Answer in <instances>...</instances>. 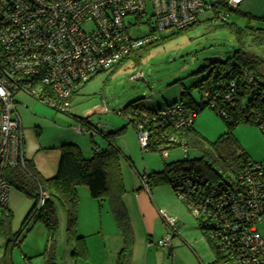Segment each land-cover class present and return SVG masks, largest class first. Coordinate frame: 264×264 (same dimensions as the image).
Listing matches in <instances>:
<instances>
[{"label": "built area", "instance_id": "2783aa9c", "mask_svg": "<svg viewBox=\"0 0 264 264\" xmlns=\"http://www.w3.org/2000/svg\"><path fill=\"white\" fill-rule=\"evenodd\" d=\"M243 1L0 0V210L3 217L9 216L7 201L11 188L3 175L18 168L25 170L16 96L30 97L57 113L69 115L73 96L99 72L117 66L160 36L190 28L214 10L217 12L214 22L226 21ZM143 17L149 22V32L135 35L133 32ZM234 88L231 81L221 95L205 92L204 100L210 101V106L221 98L230 103ZM122 115L134 128L142 152L152 147L163 159L174 148L181 149L184 157L187 154L186 142L167 134L169 129L178 133L193 125L192 111L181 103L151 114L143 113L141 117L135 112ZM258 129L264 138V121ZM72 131L77 134L88 131L90 135L97 132L79 123H75ZM140 183L149 194L145 177L140 178ZM168 183L187 211L200 221L221 258L231 264H264V162L249 161L236 173L215 179L194 170L174 171L168 176ZM43 203L41 196L37 209ZM159 216L167 234L157 246L167 248L178 226L175 218L164 212H159Z\"/></svg>", "mask_w": 264, "mask_h": 264}, {"label": "rangeland", "instance_id": "374dc122", "mask_svg": "<svg viewBox=\"0 0 264 264\" xmlns=\"http://www.w3.org/2000/svg\"><path fill=\"white\" fill-rule=\"evenodd\" d=\"M148 14H150L149 8ZM208 16H203L200 23L175 38L151 47L143 46L132 52L117 66L99 72L73 96L69 115L57 113L30 97L16 96L20 107L24 105L28 107L27 111L23 108L19 109L38 118L41 128L38 137L41 143L56 145L60 143L58 137L62 136L63 141H72L73 145H78L84 158L90 157L96 147L105 148L106 143L97 132L92 136L88 131L82 134L73 132L72 127L76 123L73 117L88 119L92 125L100 126L103 131L110 133L122 129L115 139V145L120 149V172L125 185L123 200L133 239L130 264H211L216 259L205 230L198 227L194 216L173 193L166 178L167 174L161 177L160 181L150 183V195L141 188L137 174L140 176L162 174L168 163L202 159L203 150H207L210 143H214L218 137L225 134V124L206 107L195 115L192 126L199 143L189 144L185 157L181 149L174 148L169 150L168 157L163 159L157 152L141 151L134 128L126 123L121 113L125 106L139 99H143L147 109L152 111L178 103L181 90L189 93L197 104L201 103L200 89L196 84L207 78L209 64L212 61L226 60L235 48L234 39L228 31L214 29L212 27L214 25L204 21ZM227 20L240 27L249 24L256 27L264 26L246 20L234 12ZM149 27L147 18L143 17L133 33L138 36L145 35L149 32ZM139 74V78H136ZM24 112L21 111L23 133L27 139L37 141V134L34 129L30 130L33 127L29 126V120V124L27 123ZM232 136L238 144L239 154H244L253 162H264V138L256 125L241 123L233 129ZM7 174L8 171L3 175L5 180L8 179ZM10 186L7 201L11 213L9 223L0 210V264H4L2 259H10V264H28L29 257L32 264H44V256L49 255L58 240L60 247L65 249V239H63L65 238V235L63 237L66 222L65 207L62 205L56 207V216L59 218L58 230L51 244L40 223L29 220L23 226L34 201L22 194L15 184L10 182ZM77 188L85 189L81 186ZM77 197L78 209L84 208L80 218L77 211L75 236L68 233L66 236L67 240L72 242L73 249L78 251L81 245L75 238L84 233L88 234V238L82 241H89L88 248L92 257L87 263L81 262L78 258L76 264H104L105 255L108 264H115L117 254L122 247V240L106 208L107 203L101 202V207L97 202L94 203L96 208L94 216L87 210L89 207L85 205L86 199L80 194H77ZM159 212L175 218L178 226L177 234L171 239V246L167 248L157 246V242L164 239L167 234ZM92 214L95 228L81 229L78 224L88 221ZM19 232L16 244L7 243V237ZM4 251H7L6 255ZM56 264H59V261ZM61 264L65 262L62 261Z\"/></svg>", "mask_w": 264, "mask_h": 264}, {"label": "trees", "instance_id": "16d2710c", "mask_svg": "<svg viewBox=\"0 0 264 264\" xmlns=\"http://www.w3.org/2000/svg\"><path fill=\"white\" fill-rule=\"evenodd\" d=\"M234 13L238 14V11ZM216 14L217 12L214 10L213 14H210L204 21L214 25L212 26L214 29L228 31L234 39V51L224 61H212L209 64V75L207 78L196 84V87L200 89L202 99L200 104H197L190 94L185 91L181 92L180 102L178 103L191 110L194 117L206 107L211 109L225 124L226 132L218 137L214 143H210L207 150H203L202 159L200 160H183L182 162L168 163L165 165V171L162 174L137 175L139 179L145 177L149 194V187L152 181L153 183L160 181L161 177L166 174L168 181V176L174 171L194 170L203 176L215 179V176L234 174L247 162L251 161L244 154L237 152L238 144L232 136V131L241 123L253 124L258 127L264 121V26L256 27L249 24L240 27L228 20L214 22ZM245 18L264 25V17L256 19L245 16ZM195 25L181 32L161 37L159 40L148 44V46L151 47L165 40H171ZM231 81L234 82L235 93L230 103L223 102L221 98L215 101L214 106H210V101L204 100L205 92L213 94L217 92L221 95ZM222 111L225 112V115L221 114ZM132 112H135L137 117H141L143 113L151 114L155 111L147 109L143 99H139L125 106L121 113ZM73 119L76 123L93 127L102 136L106 143V148L100 149L96 147L93 149L90 158H83L80 150L75 145L63 146L57 173L51 179H43L38 176L33 167L26 162L25 170L18 168L8 171V179L6 181L9 184L10 182L15 184L22 194L34 201V205L23 222V226L29 220L40 223L44 227L48 239L52 242L58 230L55 206L62 205L66 210V232L75 236L78 211L76 188L85 187L90 198L96 201L98 206L101 202L105 201L107 203L109 213L120 234L122 247L117 254L115 264H130L133 239L122 203L124 188L119 163L120 151L115 145V139L120 135L122 129L110 133L98 129L89 123L88 119L77 117H73ZM192 126L178 133L169 129L167 134L183 139L186 142V147H188L189 144L199 143ZM147 151L157 152L152 147ZM218 172H220V175H218ZM41 196L44 199V203L40 209H37ZM10 218L11 214L9 212V216L5 217L8 223ZM196 221L198 222V227L204 230L200 221ZM19 235L20 232L10 235V237H7V243L16 244ZM75 239L80 241L81 245L78 251L74 250V254H77L84 248V242L81 237H76ZM208 242L216 254V259L211 264H231L221 258L214 249L213 244L209 240ZM2 260H4V264H10L9 259Z\"/></svg>", "mask_w": 264, "mask_h": 264}, {"label": "crops", "instance_id": "0c3cea01", "mask_svg": "<svg viewBox=\"0 0 264 264\" xmlns=\"http://www.w3.org/2000/svg\"><path fill=\"white\" fill-rule=\"evenodd\" d=\"M238 14L242 16V18H245V16H250L252 18H263L264 17V0H244L239 8H238ZM247 20V18H245ZM255 22V21H253ZM182 90L180 91L181 94ZM24 96V95H23ZM15 101L17 103L16 105V111L18 113V116L20 118V122H21V133H22V141H23V156H24V160L26 163L30 164L34 171L38 174V176H40L43 179H51L53 178L58 170V165H59V160H60V156H61V148L65 145H73L71 142L72 141H63V137L59 136V141L60 143L56 144V145H48V143H41L40 141V137H38L40 134V125H39V120L37 117H35L34 115H31L29 112L28 115L27 113H25L23 110L19 109V108H23L24 110L27 111L28 107L27 106H22L20 107V103L18 100ZM72 101V100H71ZM21 111L25 113L26 116V120L27 123L30 124V127H33L30 130H33L36 132L37 136H36V140L37 141H32L31 139H27L25 134L23 133V127H22V118H21ZM29 120V121H28ZM29 134V132H28ZM31 137V135H29ZM78 149V145H75ZM106 148V146H105ZM100 149H104L102 147H100ZM119 149V147H118ZM81 150V149H79ZM120 151V149H119ZM83 157V154H82ZM91 157V155H90ZM88 157V158H90ZM84 158V157H83ZM138 175V174H137ZM122 176V175H121ZM122 184H123V188H124V194H125V185H124V179H122ZM76 194H80V196L83 199H86V204L88 205V212L91 214L93 213L95 216V212H96V208H95V204L96 201H94L93 199L90 198L88 190L85 188H76ZM147 195H150L147 193ZM124 197V195H123ZM122 197V203L124 206L125 211L126 209V204L124 203ZM98 204V203H97ZM57 205L55 206V210H56ZM99 207H101V204H99ZM84 207H79L78 209V217H81V212L82 209ZM108 210V206L106 207ZM98 210V209H97ZM100 210V208H99ZM127 213V211H126ZM11 214V213H10ZM93 214L89 217L88 221L86 222H81L78 224V226H81V229L84 228L85 230L89 229L92 230L93 228H95V223L92 221V216ZM91 218V219H90ZM59 218H57L58 220ZM129 219V218H128ZM66 221V220H65ZM43 227V226H42ZM61 227V226H60ZM44 229V227H43ZM64 231L65 234H63V237L65 235V249L61 248L59 245V240L57 245H55L53 247V249H51V252L49 253L48 256H44L45 257V262L44 264H56L57 261H59V264L62 263V261L65 262V264H76L77 263V259H81V262H90L91 260V252L88 248L89 246V241H83L84 242V248L81 249L80 253L74 254V249H73V244L71 241H69V239L67 240V232H66V222L64 224ZM80 229V228H79ZM80 229V230H81ZM45 231V229H44ZM118 232V231H117ZM46 235V231L44 232ZM119 237L120 234L118 233ZM88 234L84 233L82 234L80 237L83 238V240H86L85 238H88ZM48 238V235H47ZM54 239V237H53ZM52 239V241H53ZM49 240V239H48ZM53 242H51L52 244ZM149 243H151V240H149ZM171 246V245H170ZM83 250V251H82ZM5 255L7 254V251H4ZM42 256L44 255V253L41 254ZM132 257H134V254L132 255ZM30 257H29V262L28 264H32V262L30 261ZM10 260V259H9ZM132 260V259H131ZM134 261V260H133ZM11 262V260H10ZM104 264H108V260H107V256L105 255L104 257Z\"/></svg>", "mask_w": 264, "mask_h": 264}]
</instances>
